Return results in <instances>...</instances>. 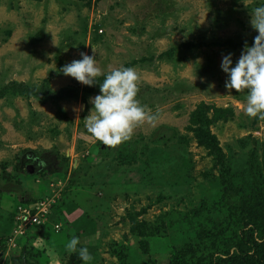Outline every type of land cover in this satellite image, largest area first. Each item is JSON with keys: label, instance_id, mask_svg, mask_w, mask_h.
Masks as SVG:
<instances>
[{"label": "rangeland", "instance_id": "rangeland-1", "mask_svg": "<svg viewBox=\"0 0 264 264\" xmlns=\"http://www.w3.org/2000/svg\"><path fill=\"white\" fill-rule=\"evenodd\" d=\"M262 4L0 0V264H84L73 235L91 264H264V119L221 68L254 44ZM81 52L105 74L134 68L158 119L97 141L86 122L105 76L60 71ZM45 200L48 226L25 225L21 207Z\"/></svg>", "mask_w": 264, "mask_h": 264}, {"label": "clouds", "instance_id": "clouds-1", "mask_svg": "<svg viewBox=\"0 0 264 264\" xmlns=\"http://www.w3.org/2000/svg\"><path fill=\"white\" fill-rule=\"evenodd\" d=\"M251 13V25L259 33L254 44H245L235 66L233 53L223 55L221 68L227 74L226 88L238 92L247 90L246 115L264 119V4ZM80 55L82 59L73 60L60 71L88 86H94L97 77L105 76L100 83V94L91 98L95 112L91 111L86 122L87 131L97 141L114 148L130 140L135 129L145 121L152 123L158 119L159 110L153 113L137 99L140 75L134 68L121 66L105 74L94 55L84 52ZM66 247L69 253H78L84 264H91L94 259L88 247L81 246L78 236L73 235Z\"/></svg>", "mask_w": 264, "mask_h": 264}, {"label": "built area", "instance_id": "built-area-1", "mask_svg": "<svg viewBox=\"0 0 264 264\" xmlns=\"http://www.w3.org/2000/svg\"><path fill=\"white\" fill-rule=\"evenodd\" d=\"M47 200H45V202H42L39 206H37L36 204L32 208L31 207H28V208L21 207V210L24 209L23 220L25 221V225L42 226L49 221L50 214L48 213H49V210H51L52 208L53 202H48ZM34 207L36 208L34 209ZM21 233H23V231H21Z\"/></svg>", "mask_w": 264, "mask_h": 264}, {"label": "crops", "instance_id": "crops-1", "mask_svg": "<svg viewBox=\"0 0 264 264\" xmlns=\"http://www.w3.org/2000/svg\"><path fill=\"white\" fill-rule=\"evenodd\" d=\"M86 202H87L89 205H90V203H93L92 201H89V200H87ZM90 206H91V205H90ZM79 210H82V209L79 208ZM82 215H83V214H82ZM82 215H81V216H82ZM81 216H80V217H81ZM85 232L88 233L89 231L86 230Z\"/></svg>", "mask_w": 264, "mask_h": 264}, {"label": "trees", "instance_id": "trees-1", "mask_svg": "<svg viewBox=\"0 0 264 264\" xmlns=\"http://www.w3.org/2000/svg\"><path fill=\"white\" fill-rule=\"evenodd\" d=\"M49 218H50V217H49ZM48 222H49V221H48ZM48 222H47V223H45L44 225H42V227H43V226H48ZM49 225H50V224H49Z\"/></svg>", "mask_w": 264, "mask_h": 264}]
</instances>
